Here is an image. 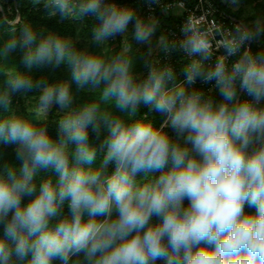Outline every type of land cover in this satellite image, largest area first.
Returning a JSON list of instances; mask_svg holds the SVG:
<instances>
[{
  "label": "clouds",
  "instance_id": "clouds-1",
  "mask_svg": "<svg viewBox=\"0 0 264 264\" xmlns=\"http://www.w3.org/2000/svg\"><path fill=\"white\" fill-rule=\"evenodd\" d=\"M26 3L91 36L80 47V29L26 16L0 32V264H264V16L228 27L211 7L144 0L187 12L179 36H157L159 16L116 0Z\"/></svg>",
  "mask_w": 264,
  "mask_h": 264
},
{
  "label": "trees",
  "instance_id": "trees-1",
  "mask_svg": "<svg viewBox=\"0 0 264 264\" xmlns=\"http://www.w3.org/2000/svg\"><path fill=\"white\" fill-rule=\"evenodd\" d=\"M216 1L223 9H225V11L232 14L233 16H235L237 19L241 21H249L253 19V16H246L245 18L241 19L240 15L242 12L240 9L236 12H231L229 7L225 3H223L222 0H216ZM242 1L247 4L254 3L253 7L264 14V0H242ZM17 2H20V0H5V3L0 2V20L5 21L4 24H0V32L4 33V39H7V31H8V28L11 27V24L9 22L16 18V13L19 14L18 15L19 17L26 16L29 20L32 21L33 25L37 29H40L41 27H43L46 30L56 31L64 35H68L74 32V26L76 24L75 22L65 21V22L60 23V22H57L58 18L48 19L42 15L43 10H41V12H36L29 5H26V6H23L17 9L14 7L15 3ZM116 2L122 3L123 5H126L129 2L139 3L138 0H116ZM8 5H11V7L13 8L11 12L7 9ZM81 30L83 32H86L89 36H91V23L89 22L88 25L81 26ZM160 32L161 31H158L157 36L160 34ZM260 50L261 49H259V51ZM145 51H146V48L144 47V52ZM255 51H258V50L255 49ZM16 58L18 61L19 57L17 56ZM136 68H137V71L146 72V69L144 68V65H143V60L137 61ZM41 75H46L50 80H57V79L68 77V73L64 67H61L60 69H57L54 72L49 69H42L34 73V76L37 78H39ZM196 87L204 89V87H201L198 83ZM73 91L75 93L74 85H73ZM36 94L37 93L29 94L30 95L29 97H31V95H36ZM76 95L79 96L78 102H86L89 99L88 94H85V93H78ZM19 97H20L19 95L14 97L15 106L17 105V102L19 101ZM16 107L20 111H23L25 108L24 104H18ZM55 111H56V108L53 109V117L49 122V131H50V134L53 136V138H55L57 135V125L55 122H52L55 119ZM144 111H146V109H144ZM161 119L162 118L157 115L155 117L156 123L158 124ZM5 151H10V149H5ZM41 175H46V174L42 173ZM250 211H254V210H250Z\"/></svg>",
  "mask_w": 264,
  "mask_h": 264
},
{
  "label": "built area",
  "instance_id": "built-area-1",
  "mask_svg": "<svg viewBox=\"0 0 264 264\" xmlns=\"http://www.w3.org/2000/svg\"><path fill=\"white\" fill-rule=\"evenodd\" d=\"M138 2L139 3L129 2L126 5H123L122 3L119 4L121 6L136 8L140 11V14L144 16H147L150 13L159 16L161 19V32H166L169 35H171L172 33H175L176 36L180 35V27L183 23L184 16L187 15V12H185L183 16H176L172 14L163 16L160 12L159 7H155L153 12V10L149 9L148 5L144 3V0H138ZM186 7L191 11H195L197 15H199L203 10H207L209 9V7H211V9L213 10V16L218 21H222L228 27H231L233 23L241 22V20L225 11V9H223L216 0H204V3L202 5L200 3V0H186ZM252 48L254 51L255 49L259 51L260 47L258 45V41L252 44ZM182 55V53H174L170 60L178 74L181 72L183 63H186V61L182 60ZM179 78L183 79L182 75L179 76ZM198 84L201 87H204L205 90L212 87V85H202L199 82Z\"/></svg>",
  "mask_w": 264,
  "mask_h": 264
},
{
  "label": "rangeland",
  "instance_id": "rangeland-1",
  "mask_svg": "<svg viewBox=\"0 0 264 264\" xmlns=\"http://www.w3.org/2000/svg\"><path fill=\"white\" fill-rule=\"evenodd\" d=\"M0 2L5 3V0H0ZM26 5H28L26 3V0H20V2L15 3L14 7L18 9V8L26 6ZM253 5H254V3L253 4H247V3L242 1L241 5H240V8H239L241 10V12H242L241 15H240L241 19L245 18L246 16H253V19H255L257 16H264V14L262 12H260L259 10L255 9L253 7ZM7 9L11 12L13 8L11 7V5H8ZM229 9H230L231 12H233L231 7H229ZM18 15L19 14L16 13V18L15 19L19 18ZM253 19H251V20H253ZM251 20H249V21H251ZM78 29H80V32H79V35H80V38H81L80 47H83L85 45L86 41L88 39H90V36L86 32H83L81 30V25L75 24L74 32L71 33V34H68V35L75 37L77 35V30ZM129 32H131V26H130ZM121 40H122V38L118 36V37H116V39L114 41L111 42L112 46H113V50H116V49H118L120 47ZM258 45H259L260 49H264V36H262L260 38V40L258 41ZM134 46L139 49V51L137 52V61L138 60H142V56L144 54V46L135 45V44H134ZM136 70H137V68H136ZM78 99H79V96H77V101H78ZM30 102H31V97H29V98L19 97V101L17 102V105L18 104H24V106H26Z\"/></svg>",
  "mask_w": 264,
  "mask_h": 264
}]
</instances>
